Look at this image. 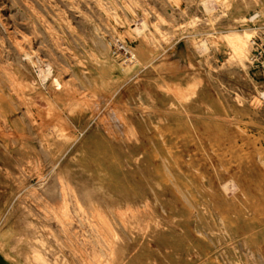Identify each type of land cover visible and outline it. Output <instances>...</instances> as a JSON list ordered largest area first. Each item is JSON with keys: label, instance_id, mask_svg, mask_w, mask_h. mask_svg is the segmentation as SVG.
<instances>
[{"label": "rangeland", "instance_id": "rangeland-1", "mask_svg": "<svg viewBox=\"0 0 264 264\" xmlns=\"http://www.w3.org/2000/svg\"><path fill=\"white\" fill-rule=\"evenodd\" d=\"M263 30L264 0H0V252L264 264Z\"/></svg>", "mask_w": 264, "mask_h": 264}, {"label": "built area", "instance_id": "built-area-1", "mask_svg": "<svg viewBox=\"0 0 264 264\" xmlns=\"http://www.w3.org/2000/svg\"><path fill=\"white\" fill-rule=\"evenodd\" d=\"M249 63L253 74L264 78V30L251 38Z\"/></svg>", "mask_w": 264, "mask_h": 264}, {"label": "bare ground", "instance_id": "bare-ground-1", "mask_svg": "<svg viewBox=\"0 0 264 264\" xmlns=\"http://www.w3.org/2000/svg\"><path fill=\"white\" fill-rule=\"evenodd\" d=\"M126 5V4H125ZM125 8V7H124ZM33 11V10H32ZM55 13V12H54ZM256 16V15H255ZM254 16H252L253 18ZM141 27V26H140ZM138 28V27H137ZM7 31V30H6ZM241 34V33H239ZM232 35V34H231ZM25 40V39H24ZM231 46L233 47L234 51L238 52V53H241L243 55V52H244V49H245V46H246V42H247V35H234L232 37H228V39ZM250 41L251 39L249 40V46H250ZM17 44V43H16ZM18 47V46H17ZM19 50V49H18ZM243 59V58H241ZM7 69V68H5ZM2 70V69H1ZM2 72V71H1ZM3 74V73H2ZM0 74V75H2ZM5 78L7 79V82L4 83L3 86L7 87L9 89V91H13V79L11 78V75L9 73H7L5 71ZM3 82L5 80H2ZM0 89L2 90V93L4 92V88L0 87ZM1 99V98H0ZM2 104V102L0 103ZM238 240V239H237ZM232 242V241H231ZM237 242V241H236ZM226 245V244H225ZM235 250V249H234ZM249 254V253H248Z\"/></svg>", "mask_w": 264, "mask_h": 264}, {"label": "crops", "instance_id": "crops-1", "mask_svg": "<svg viewBox=\"0 0 264 264\" xmlns=\"http://www.w3.org/2000/svg\"><path fill=\"white\" fill-rule=\"evenodd\" d=\"M0 264H13V258L3 252H0Z\"/></svg>", "mask_w": 264, "mask_h": 264}]
</instances>
